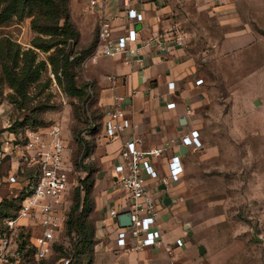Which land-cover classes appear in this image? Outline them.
Instances as JSON below:
<instances>
[{
    "label": "rangeland",
    "instance_id": "obj_1",
    "mask_svg": "<svg viewBox=\"0 0 264 264\" xmlns=\"http://www.w3.org/2000/svg\"><path fill=\"white\" fill-rule=\"evenodd\" d=\"M69 4L78 30L83 22L95 23L93 41L99 15L88 10L87 0H69ZM181 6L180 19L189 35L187 46L196 51L198 77L206 89L195 116L204 147L189 154L184 177L168 193L176 199L185 245L194 246L185 255L189 259L199 256L202 264H264V0H185ZM35 36L30 20L0 28V39L9 37L24 48L31 47ZM49 56L41 54L45 60ZM82 56L80 48L75 50L74 58ZM85 62L76 68L78 85L89 86L90 98L85 104L64 92L51 67L41 88L31 90L33 99L26 110L9 102L7 86L0 94L4 104L0 131L25 119H29L27 124L37 121L44 126H63L78 180L88 177L84 171L93 162L84 159L85 144L81 143L80 151L73 130L77 129L80 141L89 143V152L101 135L91 136L96 96ZM50 79L49 90L44 91ZM46 106L50 110L44 113ZM74 106L84 107L82 121L88 117V124L77 121ZM6 191L8 188H3L0 197ZM74 197L72 190L68 213ZM72 241L63 242L71 249ZM200 246L206 249L204 255L198 254ZM57 259L37 262L27 257L22 264H53Z\"/></svg>",
    "mask_w": 264,
    "mask_h": 264
},
{
    "label": "crops",
    "instance_id": "obj_2",
    "mask_svg": "<svg viewBox=\"0 0 264 264\" xmlns=\"http://www.w3.org/2000/svg\"><path fill=\"white\" fill-rule=\"evenodd\" d=\"M184 1L135 0L134 7L144 15V22L137 24L139 31L137 47L140 48V59L143 63L139 62L138 57L129 58L130 61L127 63L126 55L115 57L98 55L97 45L93 55L85 62L96 96L95 108L97 114L101 115L98 123L99 132L96 133L101 135L86 158L93 162L92 167L84 171L89 174L92 182L88 219L94 226V264H202L197 259L199 256L194 255L189 259L185 255L188 250L194 249L190 243L183 248L174 249L171 253L165 248L124 251L116 244L117 233L121 228L119 218L129 214L133 206L129 194L119 185L113 172L125 142L134 138L143 151H149L166 147L175 139L174 148L161 159L153 161L158 173L165 176L168 174V163L172 155L177 150L181 152L182 146L179 143L181 127L188 126L190 130H198L195 116L203 103L206 89L203 87L204 84L196 85V81L203 80L198 77L196 51L186 44L184 48L166 52L156 39L157 35L174 21L184 29L188 43L189 35L179 15L184 10L181 6ZM87 3L88 10L99 15L98 33L102 20L111 22L114 37L126 32L128 17L123 11L122 0H106L100 8L95 9L89 7L88 0ZM157 16H162L163 19L159 21ZM83 23L85 25L79 29L81 44L88 46L92 41L95 23ZM78 25L76 24L77 27ZM170 83H174L173 90L169 89ZM118 99H123V108L137 128L111 140L104 135V112L114 106ZM171 103L176 104L174 109L167 108ZM66 140L69 146L67 137ZM201 149H189L187 154L181 153L185 170L189 154ZM180 181L170 184L164 191L161 190L163 184L147 179L148 187L159 201V226L166 245H173L177 239H184L185 236L176 212V199L168 194L172 185ZM7 192L0 197V201ZM165 195L171 199L169 205L164 203ZM111 211H117V216H111ZM198 254L200 255L199 252Z\"/></svg>",
    "mask_w": 264,
    "mask_h": 264
},
{
    "label": "built area",
    "instance_id": "obj_3",
    "mask_svg": "<svg viewBox=\"0 0 264 264\" xmlns=\"http://www.w3.org/2000/svg\"><path fill=\"white\" fill-rule=\"evenodd\" d=\"M106 0H88L91 9L100 8ZM135 0H122L123 11L127 14L126 32L113 36L110 21L102 20L97 43V54L105 57L126 55L140 59L139 31L137 24L144 22V15L134 7ZM162 16H157L161 21ZM163 50L171 52L184 48L187 44L184 29L174 21L156 37ZM148 46V44H146ZM204 84L196 81L197 86ZM169 89L175 88L170 83ZM123 99L104 112V135L115 139L137 128L128 118L123 108ZM175 103L167 105L174 109ZM3 102L0 99V111ZM180 146L189 149H201L204 146L201 133L182 126L179 132ZM175 140V139H174ZM172 140L166 147L143 151L134 138L128 139L120 153V159L113 172L119 185L125 190L133 206L132 225L120 228L116 244L120 250L142 251L148 248H165L168 253L185 247L183 239H177L173 245H166L160 229L159 201L147 185V179L156 180L169 186L177 183L185 174L183 155L179 150L172 155L168 163V174L161 176L153 161L174 148ZM73 166L69 160L68 143L64 128L60 123L40 130H27L21 133L6 132L0 139V186L11 188L9 198L21 196L25 192L15 216L5 217L4 232L0 235V264H22L26 256L14 244V238L21 228H28L32 234L34 257L37 262H45L53 254V243L63 231L69 210L68 197L72 187H80V180L74 178ZM81 180H84L82 178ZM32 184V185H29ZM73 189V188H72ZM117 216V211H111ZM56 264H69L63 260Z\"/></svg>",
    "mask_w": 264,
    "mask_h": 264
},
{
    "label": "trees",
    "instance_id": "obj_4",
    "mask_svg": "<svg viewBox=\"0 0 264 264\" xmlns=\"http://www.w3.org/2000/svg\"><path fill=\"white\" fill-rule=\"evenodd\" d=\"M25 20H30L31 30L36 35L30 48L22 47L9 37L0 39V94L4 86H7L11 90L9 102L18 110H26L32 103L31 90L37 91L41 88V84L45 82V75L51 67L53 75L70 98L77 99L81 104L88 102L89 86L87 84L78 85L76 68L81 67L93 55L98 42V34L87 49L80 46L81 33L72 19L69 0H0V28ZM78 48L83 56L74 58L75 50ZM41 54H50V56L45 60L41 58ZM50 83L51 79L44 87V91L49 90ZM49 110L48 106L42 109L44 113ZM3 112L4 104L0 113ZM74 115L80 124H88L90 121L88 117L82 121V118L86 116L84 107L74 106ZM100 119L101 115L95 112L92 119L94 126L92 135L99 130L100 125L96 124L100 122ZM28 121L29 119H25L16 127L9 126L5 132L0 131V139L6 132L21 133L54 125L44 126L37 121L27 124ZM19 127L25 128L24 131L18 130ZM73 134L76 141H79L80 151L82 150L81 143L85 144L84 159H86L90 154L87 147L89 143L78 139L77 129L73 130ZM80 183L82 189L80 187L72 189L75 193L73 206L67 213L63 231L53 243V254L49 260L58 256L53 264L63 260H69V264H94V226L88 219L92 182H90V177H87L80 180ZM5 187L8 188V192L0 201V235L5 230L3 219L16 215L25 196L24 192L21 196L9 198L11 188L8 185L0 186V192ZM65 239L74 240L71 249L66 247L63 242ZM14 244L25 254L26 258H35L30 229H19L14 238Z\"/></svg>",
    "mask_w": 264,
    "mask_h": 264
},
{
    "label": "water",
    "instance_id": "obj_5",
    "mask_svg": "<svg viewBox=\"0 0 264 264\" xmlns=\"http://www.w3.org/2000/svg\"><path fill=\"white\" fill-rule=\"evenodd\" d=\"M257 104V101H256ZM181 153L182 154H187L188 150L185 147L181 148ZM161 190H167V186L166 185H162ZM165 205H169L171 203V199L168 197V195H165V200H164ZM119 223L121 225V228H128L132 225V218H131V214H125L123 216H121L119 218ZM189 236H192L193 233L189 232L188 233ZM199 253L200 255H204L206 253V249L204 246H200L199 247Z\"/></svg>",
    "mask_w": 264,
    "mask_h": 264
}]
</instances>
